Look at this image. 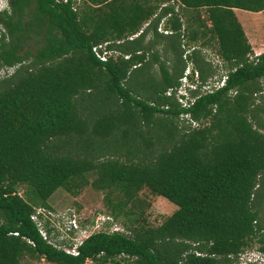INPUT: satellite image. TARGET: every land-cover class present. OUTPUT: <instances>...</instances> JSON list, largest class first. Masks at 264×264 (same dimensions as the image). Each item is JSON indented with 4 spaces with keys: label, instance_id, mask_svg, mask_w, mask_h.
<instances>
[{
    "label": "trees",
    "instance_id": "obj_1",
    "mask_svg": "<svg viewBox=\"0 0 264 264\" xmlns=\"http://www.w3.org/2000/svg\"><path fill=\"white\" fill-rule=\"evenodd\" d=\"M86 1L76 10L74 0H7L0 11V70L13 69L0 78V264H236L254 238L263 250L264 103L255 96L264 51L249 58L233 9L257 13L264 0H181L205 7L184 46L200 81L214 74L205 45L216 41L227 62L225 85L186 109L164 95L185 67L180 16L160 7L169 0ZM168 14L171 33H158ZM103 41L118 56L97 59L91 48ZM21 185L42 209L55 190L86 185L113 217L143 189L176 209L132 235L92 233L71 255L42 220L41 237Z\"/></svg>",
    "mask_w": 264,
    "mask_h": 264
},
{
    "label": "rangeland",
    "instance_id": "obj_2",
    "mask_svg": "<svg viewBox=\"0 0 264 264\" xmlns=\"http://www.w3.org/2000/svg\"><path fill=\"white\" fill-rule=\"evenodd\" d=\"M86 2V0H74V8H76V6L80 7L83 3ZM172 5L180 16L179 21L183 26L182 29L186 37L184 38V40L186 42L188 32H191L190 29L195 27V24L193 22L195 21L196 16L198 15L200 19L206 20V16L204 13L205 7L192 10L183 7L181 0H174ZM3 7V0H0V9ZM78 8H76V10H78ZM249 13L250 12L248 11L238 9L235 15L238 21L241 23V26L243 25L244 31L246 30L248 36L247 38L251 40L252 44H255L254 40H264V12L258 15H248ZM185 19H188V22H185ZM206 24L209 25V22L206 21ZM201 41L202 40L200 39H197L193 42L188 41V44H195L200 46ZM216 50V41H211L209 45H205L204 48H202L201 52L203 57L209 60L208 62H211L210 64L216 68L214 70L215 74L216 76H219L224 71H226L227 62H225L218 55ZM254 52L257 51L252 50V54L249 55V58H253ZM215 56L218 57V61L221 64L220 67H217L215 64V61L213 59ZM12 70L13 69L0 70V78L6 74L9 75ZM260 83L263 85L264 78L260 81ZM258 100L264 103V86L262 88V91L255 96V101ZM87 179L90 181L92 179V176L88 175ZM16 192L23 199L26 198L23 193L25 192L24 186H18ZM27 197L28 198H26L25 200L29 199L28 202H30V204H33V202L30 200V198L32 197V194L30 192L27 193ZM112 201H114V198H112ZM46 205L48 206V209L41 210L42 222L46 221L45 227L49 229V236L56 241L66 243L67 245L64 247L67 249H70L74 242L76 243L83 240L84 236H87L88 234L99 230L113 232L112 230L114 228L118 229V232L132 235L134 231L139 230V228H154L162 223L164 219L176 209V206L174 204L167 201L163 197L154 198V196L148 190L143 189L142 191L138 192L137 196L123 208L122 211L127 212L125 215L119 214L118 216L113 217L110 212L109 205L103 198V193L94 190L90 185L82 187V189H80L78 194L76 195H71L62 188H59L48 197V199L46 200ZM39 206L40 205H34L35 211L40 208ZM97 212L104 216L105 221L102 222V224L97 228H94V222ZM73 215L76 223L80 228V231L82 232L83 230H85L84 233L80 234L75 231L66 230V222L70 221ZM74 232L76 234H74ZM260 246L261 244L257 241V239L254 238L253 240H251L248 247L244 248V250L242 251L245 252L243 253L244 257L246 255L250 259L253 258V249L260 248ZM117 260H119V263L113 264H127V261H124L119 257H117ZM20 264L51 263H48L43 259H31L28 257H24L23 259H21ZM84 264H93V262L87 260Z\"/></svg>",
    "mask_w": 264,
    "mask_h": 264
},
{
    "label": "built area",
    "instance_id": "obj_3",
    "mask_svg": "<svg viewBox=\"0 0 264 264\" xmlns=\"http://www.w3.org/2000/svg\"><path fill=\"white\" fill-rule=\"evenodd\" d=\"M4 1L5 0H3V3H4ZM63 1H66V0H63ZM77 1H85V0H77ZM173 1L174 0H170V3H172ZM165 5L166 4H161V7H164ZM175 12H176V10H175ZM168 17H169V14L160 20V24L157 27V32L162 33V34H170L171 33L170 30H167L163 27V21H165ZM136 35H134L132 37H135ZM180 37H181V46H182V48H185L184 47L186 44V42L184 40L185 33L183 30H181ZM128 39H131V38L129 37ZM118 42H119L118 40H115V43H118ZM109 43H110V41H103V42H99V43L92 46L91 51L93 52L95 57L97 59H99L100 61L105 62L110 57L115 58L116 56H118V52H116L114 49H107V45ZM192 49H193V47L185 48V51L182 54V59L185 62V67L183 69L181 76L178 78V84L174 87L166 89L164 92V95L166 97H173L174 100L176 101V103L180 106V108H185V109L190 107L194 103V101L196 99H198L201 95L209 94V93H212V92L222 88L225 85V81L227 78L226 71H224L219 76H216L215 71H214L213 76L208 77L204 82H201L199 79L198 71L193 68L192 62L188 59L189 52ZM257 55L254 54V56H257ZM122 58L128 59L129 55H122ZM213 59L215 61L216 66L220 67L221 64L218 61V57L215 56ZM205 61L208 62L209 60L205 59ZM208 63L210 64L211 62H208ZM212 67L214 70L216 69L214 66H212ZM179 118L181 120L186 121V123H188L190 125V127H192V128L196 129L200 126L199 122L192 120L187 113L180 114ZM41 210H42V208H39L36 211H34V213L30 216V219L35 223L41 237L43 239H46L47 236L45 235V232L42 228V222H41L42 212H41ZM39 215H40V218H38ZM104 221H105L104 216L102 214H100L99 212H97L95 222H94L95 223L94 228H97ZM66 230L67 231H75V232H78L80 234L85 232V230H83L82 232L80 231V228H79L78 224L76 223V220L74 219V215L72 216V219L70 221L66 222ZM117 230L118 229L113 228L112 231H117ZM75 232H74V234H76ZM96 232H98V231H96ZM93 233H95V232H93ZM13 235H16V233H14ZM89 235L90 234H88L87 236H84V239L86 237H88ZM83 240L76 242V243L74 242V244L70 247V249H67L64 246H62L60 248L65 253H69L71 255H77V247L81 244V242ZM263 250H264V245H263ZM263 250H260L259 248L253 249L254 256L257 258L256 260L250 259L246 255L244 257L243 253H245V252L239 253L237 255V263L236 264H264V251Z\"/></svg>",
    "mask_w": 264,
    "mask_h": 264
},
{
    "label": "crops",
    "instance_id": "obj_4",
    "mask_svg": "<svg viewBox=\"0 0 264 264\" xmlns=\"http://www.w3.org/2000/svg\"><path fill=\"white\" fill-rule=\"evenodd\" d=\"M233 11H234V14H236V12L238 11V9H233ZM249 12V11H248ZM262 12H264V10H262V11H260V12H257V13H254V12H250L248 15H258V14H260V13H262ZM236 16V15H235ZM237 18V17H236ZM238 20V19H237ZM241 24V23H240ZM242 28H243V25H242ZM243 30H244V28H243ZM244 34H245V36H246V38L248 37L247 36V32H246V30L244 31ZM247 41H249L248 43H250L249 45H251L250 47H251V49L253 50V51H257V52H254V54L255 55H257V54H260L261 52H263L264 51V40L263 39H260V40H258V41H255L254 40V43L255 44H252V42H251V40L249 39V38H247Z\"/></svg>",
    "mask_w": 264,
    "mask_h": 264
},
{
    "label": "clouds",
    "instance_id": "obj_5",
    "mask_svg": "<svg viewBox=\"0 0 264 264\" xmlns=\"http://www.w3.org/2000/svg\"><path fill=\"white\" fill-rule=\"evenodd\" d=\"M6 3H7V0L4 1V7L1 8L0 11L6 7ZM169 3H170V0H169L168 2H165V3H162V4H166V5H172V4H173V2H172L171 4H169ZM166 5H165V6H166ZM172 6H173V5H172ZM160 7H161V5H160ZM173 7H174V6H173ZM174 12H175V9H174ZM175 13H177V12H175ZM164 22H165V21H163V25H164ZM159 24H160V22L158 23V25H159ZM158 25H157V27H158ZM156 31H157V28H156ZM158 33H159V32H158ZM251 259H255V260H256L257 258H256L255 256H253V258H251Z\"/></svg>",
    "mask_w": 264,
    "mask_h": 264
}]
</instances>
